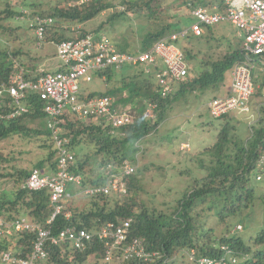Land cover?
Instances as JSON below:
<instances>
[{
  "label": "trees",
  "instance_id": "16d2710c",
  "mask_svg": "<svg viewBox=\"0 0 264 264\" xmlns=\"http://www.w3.org/2000/svg\"><path fill=\"white\" fill-rule=\"evenodd\" d=\"M148 1L150 0L128 2L126 11L133 10V7L136 6L141 7ZM191 1L201 5L214 3V0ZM23 4L29 7L34 5L32 0H26ZM113 6H115L113 0H88L81 5L55 6L48 13L41 11L40 14L54 18L53 25L45 32V40L58 42L65 38H71L74 35L69 32V35L66 36L64 31L67 29L62 27L63 24H87L96 15ZM35 12L38 13V11ZM2 13L5 14V18L14 17L15 14L22 12L6 4L5 9L0 11V15ZM121 14L123 13L113 14L110 17H118ZM102 26L99 25L92 31H99ZM207 31L212 33L209 27ZM82 32H86V29ZM165 34L167 32L164 26L159 28L155 34H146L139 49L130 53L148 49L156 38ZM154 36L155 39L150 42ZM212 36H214L213 33ZM219 37L223 38L218 35L217 39ZM190 38L197 37L189 35L187 38L179 39L177 45L183 50L186 59L193 61L201 49L193 53L191 46L185 41ZM203 38L208 41V38ZM119 49L122 52H129L126 46ZM229 49L230 51H227L217 60H199L195 70L196 76L186 79L185 82H178V89L173 90L166 97H160L153 73H138L139 77L136 74L126 75L123 77L131 80L125 83L122 81L123 85L120 87L113 88L110 86L103 92H90V96L110 94L116 96V100L123 106H136L139 117L133 124L123 127L122 130L126 133L123 137L112 134L110 127L104 125L103 120L99 122L93 118H79L74 114L63 115L62 135L68 139V145L75 155V159L70 164V169L83 175V186L102 181L101 169L93 177L87 176L84 172L85 165L90 159L98 161L97 163L102 166L109 161L122 163L124 160H128L126 155L127 143L133 141L137 146V142L141 138L157 128L163 120L165 108L170 103L172 95L182 94L188 89L194 91L197 88L223 83L226 79V73L230 72L234 65L243 58L239 46L233 49L229 47ZM19 52H13L12 55L18 56ZM14 70H16V64L10 58L9 53L0 51V81H6ZM115 71L116 69L112 68L99 73V75H104L105 81L109 83L113 81L116 75ZM262 85H264V81H262ZM122 91H127V95H122ZM257 92L256 95H259L261 89ZM148 101L157 103L154 121L144 114L145 102ZM42 116L44 114L39 109L38 104L29 113L14 121L0 122V139L13 134L42 138L41 147L46 153L34 164L33 168H42L41 166L45 164L44 166L49 165L51 169H55L56 150L50 139L48 129L46 127L35 129L27 124ZM223 117L229 119L228 115H223L220 118ZM228 128L227 124L220 128L216 142L210 147V149L217 151L214 154L215 159L212 158L210 164L201 160L200 166L206 169L205 175L194 178L168 211L164 212L154 206L149 207L142 201H137L132 174L127 179L129 193L126 196L108 199L109 196L105 195H84L89 198V201L83 203L82 207L80 204L75 205L71 201L74 198L65 199L64 204L71 210V216L66 219L63 213L58 215L53 222L54 231L56 232L68 225L94 230L106 221H118L132 217L131 235L144 239L147 248L160 251L161 257L155 262L130 260L124 261L122 264H172L180 252L187 256V251L190 248L195 249L197 257L220 258L222 256L227 259L228 264H264V226L253 239V244L257 246L254 248V246L246 244L236 234L215 239L211 230L204 228L199 212H195L196 207L206 204L208 210L216 211L221 220L237 214L251 205L256 182L262 181L261 177L258 178L260 181L256 178L260 172L257 169V164L264 154V106L260 107L259 117L256 123L250 126L251 132L244 140H240L236 136L232 138ZM133 150H138V147ZM33 168H19L12 174H8L12 185L9 189L4 188L0 193V216L3 219L9 220L22 214L31 217L36 222L44 223L50 216L52 208L45 192H33L20 187ZM33 237L34 235L29 232L0 235V256L6 250L20 251L22 256L26 255L30 250ZM221 245L229 246L232 252L225 255V251L220 248ZM48 250L47 258L38 261L36 264H93L89 258L99 259L103 254L104 247L102 243L93 238L84 250L73 249L67 245L50 246ZM233 257L236 259L235 262H231ZM0 264H3L1 260Z\"/></svg>",
  "mask_w": 264,
  "mask_h": 264
},
{
  "label": "built area",
  "instance_id": "2783aa9c",
  "mask_svg": "<svg viewBox=\"0 0 264 264\" xmlns=\"http://www.w3.org/2000/svg\"><path fill=\"white\" fill-rule=\"evenodd\" d=\"M14 2V0H11ZM88 0H79L80 3ZM128 1V0H125ZM71 6V5H69ZM190 6L193 21L189 26L155 39L148 49L136 53L122 52L104 33L82 32L81 27L71 26V38L55 43V55L63 67L57 70H36L18 67L6 81H0V122H11L27 114L39 104L46 117V128L56 150L55 169L33 168L21 183V188L33 192H45L52 208L44 223L36 222L26 215L5 220L0 216V235L29 232L34 235L29 252L22 256L20 251H4L0 256L3 264H36L49 254L50 246H69L84 250L93 238L103 244L104 251L93 264H122L124 261L138 260L155 262L161 257L158 250L147 248L144 239L132 236L130 224L132 217L118 221H106L94 230L68 225L53 229L55 218L62 214L71 216L65 210V199L74 193L68 186L74 184L81 193L88 196L105 195L113 198L126 196L127 179L136 170V165L128 160L122 163L106 162L101 167L102 181L83 186V175L70 169L75 155L62 135V117L74 114L79 118H93L104 121L112 134L125 136L123 127L131 125L139 117L133 106L116 105L117 98L110 94L90 96L83 88L85 83L100 76L108 69L120 70L126 66L138 68L144 74L153 73L160 97H166L174 90V84L190 77V65L177 45L179 39L188 34L200 36L204 27L219 23H231L241 37L242 60L231 70V80L226 94L213 97L208 102L212 117L218 118L233 111L247 113L250 100L261 89L260 98L264 101V85L257 84L258 73L264 72V0H219L210 5ZM23 15H29L22 9ZM23 18L22 15L17 16ZM28 26L35 35L36 46L41 47L45 32L52 26V16L34 14L28 17ZM75 32V33H74ZM257 82V83H256ZM258 88V89H257ZM257 89V91H256ZM157 103L148 101L145 115L154 121ZM147 116V115H146ZM264 163V154L260 157ZM259 178V176H257ZM237 224L235 230H241ZM225 255L232 252L227 245H221ZM187 258L193 264H228L225 257H197L190 248ZM233 257L231 262H235Z\"/></svg>",
  "mask_w": 264,
  "mask_h": 264
},
{
  "label": "rangeland",
  "instance_id": "374dc122",
  "mask_svg": "<svg viewBox=\"0 0 264 264\" xmlns=\"http://www.w3.org/2000/svg\"><path fill=\"white\" fill-rule=\"evenodd\" d=\"M32 1L34 3L30 7L32 11H44L46 13L51 12L55 6L61 7L65 4L74 6L86 2L80 3L79 0ZM217 1L214 0L213 2ZM187 2L185 0H150L141 7H133V11L124 12L118 17H112V19L110 16L118 14L120 11L118 2L117 6L102 11L88 21L87 24L66 23L62 27L67 29L64 33L68 36L71 26L76 27L79 25L82 30L92 31L99 25H103L96 32L106 34L118 49L126 46L127 50L132 52L139 49L146 34H155L163 26L166 28L167 33L189 26L193 21V16L187 13ZM5 3L7 2L5 1ZM5 3L4 0H0V11L5 9ZM11 4L20 6L22 1L14 0ZM4 16V13L0 15V51H9V54H12L13 51H20L18 56L10 55V58L25 69L38 67V65L46 70H57L63 67L61 61L55 55V42L47 41L42 47H36L34 34L28 27L26 20H15L13 17L4 18ZM209 28L215 37L212 36L211 32L206 31L205 35L200 38L185 40L191 46L193 53L201 49L197 54V58L188 61L191 68L190 77L196 76L195 70L199 60H217L227 51H230L229 47L233 49L241 44L235 26L230 23H219ZM218 35L223 38L219 37L217 39ZM203 37L208 38V41L204 40ZM152 39H155V36L150 39V42ZM115 72L116 75L113 81L108 84L100 78L94 77L91 82L84 84V90L86 92H103L110 86L113 88L120 87L123 85L122 81L125 83L131 80L123 76L134 74L138 76V73H141L136 68L131 67H124ZM258 75V83H256L261 88L262 81H264V72H260ZM229 77L230 72H227L223 83L197 88L194 91L188 89L182 94L172 95L170 103L165 108L163 120L157 128L141 138L137 142V146L133 141L127 143L126 155L128 161L136 165L132 179L138 202L142 201L149 207L154 206L164 212L168 211L194 178L205 175L206 169L201 168L200 163L203 160L205 163L210 164L212 158L215 159L214 154L217 151L210 149V147L216 142L221 127L227 124L232 138L233 136L240 140L247 138L251 132L250 126L255 124L259 117L260 107L264 106V101L261 100L260 95H256L258 92L251 98L250 111L247 113L233 111L228 115L229 119L224 117L214 118L209 113L208 102L225 90L229 84ZM178 87L179 85L175 84L174 91ZM127 93V91H122L124 96ZM116 105L119 107L118 102H116ZM133 107L136 108V106ZM146 115L149 119H152L148 114ZM27 124L35 129H42V127H46V117L42 116ZM42 142V138L26 137L19 134L0 139L1 191L4 188L9 189L12 185L9 173L12 174L19 168L31 169L45 155L46 152L41 147ZM135 147H138V150L134 151ZM260 161L261 158L258 161L257 169L260 171L258 176L261 177L262 181L260 183L256 182L254 198L247 209H242L237 214L221 220L216 211L208 210L206 204L196 207L195 212H199V215H201L204 228L211 230L215 239L236 234L246 244L254 246V248L257 247L253 244V239L264 226V163L261 164ZM97 162L90 159L85 165L84 172L87 176L93 177L100 172L102 165ZM44 165L41 167H45L49 171V165ZM256 179L258 180V178ZM68 189L77 192L80 187L71 184ZM72 198L74 199L71 201L75 205L80 204V207L83 203L89 201V198L82 193H77ZM108 199H113V197ZM65 209L71 212L66 204ZM237 224L242 225L241 230H235ZM89 261L92 262V258H89ZM172 264L193 263L187 259L186 254L180 252Z\"/></svg>",
  "mask_w": 264,
  "mask_h": 264
},
{
  "label": "clouds",
  "instance_id": "9594fccd",
  "mask_svg": "<svg viewBox=\"0 0 264 264\" xmlns=\"http://www.w3.org/2000/svg\"><path fill=\"white\" fill-rule=\"evenodd\" d=\"M5 1L7 2V3H5ZM19 1V0H18ZM22 1V5H15V6H13L14 4H11L13 1H11V0H4V3L5 4H8L9 6H11L12 8H17L18 10H20L21 12H22V9H26L27 10V12L29 13V15H23L22 13L20 14H15V16L13 17L15 20H26L28 23H29V21H28V17L29 16H31V15H34V14H39V15H42V14H40L39 12L37 13V12H35V11H32V9L30 8V7H28V6H26V5H23V3L26 1H24V0H21ZM137 1H140V0H128V1H125V0H116L115 1V5L117 6V3L119 2V5H118V8H119V13H124V12H129V11H131V10H128V11H126V5H127V3L128 2H137ZM186 1H188L187 2V4H186V9L188 10V12L187 13H189L190 14V6H188V3H191L193 6H197V5H201L200 3H197V4H194L193 3V1H191V0H185V2ZM214 3H216V2H214ZM211 4H213V3H211ZM133 11V10H132ZM18 15H22L23 16V18H21V19H18L17 18V16ZM191 15V14H190ZM46 16H49V15H46ZM231 24V23H230ZM53 25V24H52ZM216 25V24H215ZM232 25V24H231ZM211 26H213V25H211ZM29 27V26H28ZM208 27H210V26H206V27H204V32H203V34H205L206 33V31H207V28ZM30 28V27H29ZM50 28V27H49ZM48 28V29H49ZM182 28H184V27H182ZM31 29V28H30ZM179 29H181V28H179ZM179 29H177V30H179ZM32 30V29H31ZM174 31H176V30H174ZM174 31H172V32H174ZM32 32H33V30H32ZM86 32H93V31H86ZM172 32H169V33H167V34H165V35H163V36H166V35H168V34H170V33H172ZM93 33H99V32H93ZM102 33V32H101ZM33 34H34V32H33ZM202 34V35H203ZM189 35H191V34H188L187 36H186V38L189 36ZM192 36H194V35H192ZM201 36V35H200ZM200 36H194V37H200ZM161 37V36H160ZM237 37L240 39V41H241V37H239L238 36V31H237ZM185 38V37H184ZM183 38V39H184ZM157 39V38H156ZM34 41H35V35H34ZM47 41L44 39V42L42 43V45L44 44V43H46ZM50 42H54V41H50ZM35 43V45H36V41L34 42ZM56 43V42H55ZM55 43H54V46H55ZM42 45H41V47H42ZM37 47V46H36ZM38 48H40V47H38ZM14 52V51H13ZM7 53H9V51H7ZM9 55H12V54H9ZM188 60V59H187ZM15 64H16V69L20 66L21 67V65L20 64H18V63H16L15 62ZM23 67V66H22ZM126 67H129V66H126ZM131 68H135V67H131ZM36 69H39V68H31V69H29V70H36ZM123 69V68H122ZM137 70H138V68H136ZM46 70V69H45ZM121 70V69H120ZM15 71V70H14ZM48 71H50V70H48ZM140 71V70H139ZM141 72V71H140ZM142 73V72H141ZM182 82H185V81H182ZM83 88H85V85L83 86ZM261 94V93H260ZM218 96V95H217ZM118 102V101H117ZM262 102V101H261ZM119 104H120V102H118ZM210 113V112H209ZM211 115V114H210ZM226 115H229V114H226ZM218 118H220V117H218ZM0 193H1V190H0ZM77 193H81V188H80V190L79 191H77V192H75L74 193V195L75 194H77ZM83 194V193H82ZM85 195V194H84ZM22 215V214H21ZM27 216V215H26Z\"/></svg>",
  "mask_w": 264,
  "mask_h": 264
},
{
  "label": "crops",
  "instance_id": "0c3cea01",
  "mask_svg": "<svg viewBox=\"0 0 264 264\" xmlns=\"http://www.w3.org/2000/svg\"><path fill=\"white\" fill-rule=\"evenodd\" d=\"M237 30V29H236ZM34 68H42V67H40L39 65H38V67H34ZM230 80H231V71H230V77H229V84H230ZM103 81V80H102ZM105 81V80H104ZM106 82V84H108V82L107 81H105ZM178 84V83H177ZM229 84L226 86V88H225V90H223V91H221L218 95H224V94H226L227 93V91H228V88H229ZM174 87H175V84H174Z\"/></svg>",
  "mask_w": 264,
  "mask_h": 264
}]
</instances>
